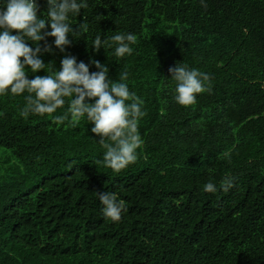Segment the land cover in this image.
Returning <instances> with one entry per match:
<instances>
[{
	"label": "trees",
	"instance_id": "1",
	"mask_svg": "<svg viewBox=\"0 0 264 264\" xmlns=\"http://www.w3.org/2000/svg\"><path fill=\"white\" fill-rule=\"evenodd\" d=\"M88 2L72 22L87 17L89 31L41 58L98 60L113 80L126 71L144 144L116 173L91 124L53 120L67 105L24 118L26 94L0 96V264H264V0ZM115 32L137 36L132 55L92 48ZM183 62L212 85L188 107L168 71ZM104 191L126 201L120 221L102 215Z\"/></svg>",
	"mask_w": 264,
	"mask_h": 264
},
{
	"label": "clouds",
	"instance_id": "2",
	"mask_svg": "<svg viewBox=\"0 0 264 264\" xmlns=\"http://www.w3.org/2000/svg\"><path fill=\"white\" fill-rule=\"evenodd\" d=\"M47 11L40 12L38 0H0V96L24 95L25 104L20 111L29 115H51L67 105L62 115L52 116L57 123L68 121L77 124L86 120L90 132L98 137L96 142L105 150L101 163L119 173L134 164L144 141L139 132L140 120L146 115L144 101L130 91L128 73L118 79L109 75L108 64L98 60L89 63L77 61L72 55H64L59 69L54 63L45 64L43 53H60L89 31L87 17L82 24H74L81 10L89 7L88 0H45ZM206 6L205 0H200ZM76 26L75 28L73 26ZM15 32L16 34H13ZM47 38H53L52 44ZM44 42L41 47V42ZM137 36L133 33L115 32L110 36L96 35L92 48L114 49L118 58L132 55ZM90 67L96 71L90 72ZM49 74L35 75L38 72ZM175 81L174 101L184 107L195 105L199 94H212L211 77L197 68L177 63L169 68ZM32 73V75H29ZM29 76L33 78L29 79ZM228 157L229 153H222ZM233 180L225 176L220 187L228 191ZM206 193L217 191L211 180L203 186ZM104 218L120 221L127 212L126 201L116 192H96Z\"/></svg>",
	"mask_w": 264,
	"mask_h": 264
},
{
	"label": "bare ground",
	"instance_id": "3",
	"mask_svg": "<svg viewBox=\"0 0 264 264\" xmlns=\"http://www.w3.org/2000/svg\"><path fill=\"white\" fill-rule=\"evenodd\" d=\"M252 185V184H251Z\"/></svg>",
	"mask_w": 264,
	"mask_h": 264
}]
</instances>
